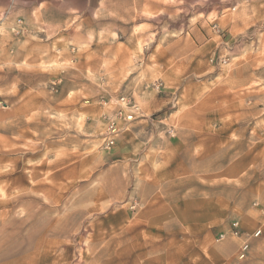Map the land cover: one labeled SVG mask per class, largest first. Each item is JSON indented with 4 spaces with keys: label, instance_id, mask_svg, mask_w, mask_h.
Masks as SVG:
<instances>
[{
    "label": "rangeland",
    "instance_id": "1",
    "mask_svg": "<svg viewBox=\"0 0 264 264\" xmlns=\"http://www.w3.org/2000/svg\"><path fill=\"white\" fill-rule=\"evenodd\" d=\"M0 264H264V0H0Z\"/></svg>",
    "mask_w": 264,
    "mask_h": 264
},
{
    "label": "built area",
    "instance_id": "2",
    "mask_svg": "<svg viewBox=\"0 0 264 264\" xmlns=\"http://www.w3.org/2000/svg\"><path fill=\"white\" fill-rule=\"evenodd\" d=\"M160 85H158L157 87L159 88ZM120 101H121V106H123V108H128V109H131V112H134V111H137L139 110V105L137 104V102L130 96L128 95H123L121 98H120ZM120 115L123 114L122 110H120ZM132 114H130L128 117V119H131L132 118ZM119 130H118V127L116 125V121L115 120H112L110 121V123L108 124V128H107V131H106V134H105V137H104V148L105 149H110L111 147H113L116 143V136L118 134ZM234 226L237 228L236 230V234H239V229H238V223H233ZM261 233V230H257L255 232V235H259ZM221 237H224L223 234H221ZM248 246L249 244L247 242H245V244L243 245L242 247V257L245 256V251L248 249Z\"/></svg>",
    "mask_w": 264,
    "mask_h": 264
},
{
    "label": "crops",
    "instance_id": "3",
    "mask_svg": "<svg viewBox=\"0 0 264 264\" xmlns=\"http://www.w3.org/2000/svg\"><path fill=\"white\" fill-rule=\"evenodd\" d=\"M37 7H41V3H40V4H38V5H37ZM73 23H74V24H76V22H71V27H73V26H74V24H73Z\"/></svg>",
    "mask_w": 264,
    "mask_h": 264
}]
</instances>
